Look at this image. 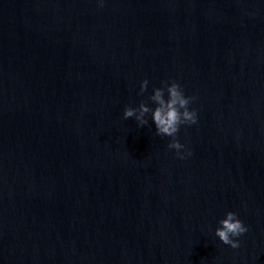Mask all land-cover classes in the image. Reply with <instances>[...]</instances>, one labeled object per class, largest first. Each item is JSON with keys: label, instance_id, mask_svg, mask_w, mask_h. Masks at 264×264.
Here are the masks:
<instances>
[{"label": "water", "instance_id": "obj_1", "mask_svg": "<svg viewBox=\"0 0 264 264\" xmlns=\"http://www.w3.org/2000/svg\"><path fill=\"white\" fill-rule=\"evenodd\" d=\"M100 2L0 0V264H264V0ZM173 80L185 159L123 118Z\"/></svg>", "mask_w": 264, "mask_h": 264}, {"label": "clouds", "instance_id": "obj_2", "mask_svg": "<svg viewBox=\"0 0 264 264\" xmlns=\"http://www.w3.org/2000/svg\"><path fill=\"white\" fill-rule=\"evenodd\" d=\"M103 7V0L100 2ZM149 81L144 80L141 83L140 94L148 90ZM167 93V99L165 95ZM150 101L156 107L150 108L147 103L142 102L138 108L126 107L123 118L125 120L135 118L139 127L148 125L146 116L151 113L152 121L156 127V135L160 137H171L168 148L174 149L180 159H185L183 151L185 145L181 144L177 138L182 125L192 126L198 123V115L195 110H190V105L195 101V97H186L181 85L172 81L170 84L164 82L163 87L154 88L153 95L149 97ZM191 156V151H187ZM249 231L248 227L239 219L237 213L227 212L225 218L219 221V227L215 235L219 240L232 249L241 247L240 237Z\"/></svg>", "mask_w": 264, "mask_h": 264}]
</instances>
